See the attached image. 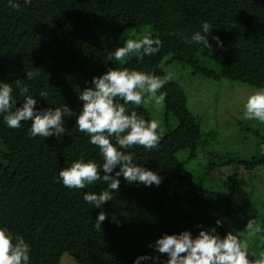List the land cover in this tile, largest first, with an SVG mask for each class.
Instances as JSON below:
<instances>
[{
  "label": "trees",
  "instance_id": "trees-1",
  "mask_svg": "<svg viewBox=\"0 0 264 264\" xmlns=\"http://www.w3.org/2000/svg\"><path fill=\"white\" fill-rule=\"evenodd\" d=\"M179 1L15 0L19 4V11H15L8 0H0V83L12 87L15 107H21L24 100L16 84L19 79L28 85L27 95L37 100V109L66 104L73 110V117L64 118L65 132L47 138L31 136V120L12 129L0 114V227L23 236L30 245V264H58L63 254L78 264H134L144 255L159 256L163 264L167 255L149 245L165 234L187 230L195 237L202 226L208 231L215 227L216 234L223 237L229 231L243 230L249 219L258 222V206L243 179L228 177L227 189L216 190L214 183H198L177 157L179 151H189L188 158L194 156L203 134L200 118L190 111L184 89L172 79L160 90L167 95L158 146L151 150L142 146L120 149L131 152L138 165L158 174L162 178L159 186L130 184L121 175L113 199L97 209L83 196L106 189L102 180L85 189H68L59 179L60 169L70 167L75 160H92L98 166L103 163L98 147L78 130L75 117L83 105L78 98L80 91L92 87L93 77L110 67L164 77L168 75L165 63L175 62L205 79L264 87V15L248 12L246 0H190L201 24L206 21L213 28L206 34L218 67L211 68L201 59L212 54H202L203 47L185 51L161 29V20ZM33 5L53 24L35 23L30 12ZM145 33L161 41L158 53L143 60L130 55L123 64L109 60L125 40ZM214 36L220 38L222 47L212 39ZM62 48L71 53L70 72L57 53ZM27 71L39 75L27 80ZM41 92L47 95L41 97ZM125 107L129 113L136 111L144 119L154 120L143 103ZM110 139L116 145L114 137ZM248 164L263 165L264 154L254 156ZM119 167L110 175L114 176ZM101 211L107 218L97 230L94 225ZM69 218L81 222L76 235L62 231ZM218 219L222 226H217ZM261 220L264 229V215ZM261 233L264 236V231ZM248 251L250 259L259 257L257 251ZM140 264L153 261L141 260Z\"/></svg>",
  "mask_w": 264,
  "mask_h": 264
},
{
  "label": "clouds",
  "instance_id": "clouds-1",
  "mask_svg": "<svg viewBox=\"0 0 264 264\" xmlns=\"http://www.w3.org/2000/svg\"><path fill=\"white\" fill-rule=\"evenodd\" d=\"M8 6L19 11V4L15 0H8ZM212 26L203 22L201 30L192 34L191 39L185 38V43L195 42L211 49L212 45L203 33H210ZM174 35V33H172ZM218 46H223L219 37H212ZM161 41L145 33L136 39L125 40L123 46L117 47L109 60L125 63L130 55L143 60L145 56H152L159 52ZM39 73L26 72V79L32 80ZM172 79L171 75L164 77L153 73L124 68H108L98 77H93L92 87L80 91L78 98L83 101L82 109L75 117L76 126L82 133L90 137L89 143L98 147L103 158L102 165L83 158L75 160L70 167L59 171V179L68 189H85L96 181L102 180L107 188L97 192H85L83 199L88 204L99 209L102 205L113 199L114 192L119 190L121 175L128 183H143L145 186H159L162 178L155 172L138 165L131 152L125 153L120 149H130L133 146H142L151 150L158 146L160 124L157 120H146L136 111H131L125 105L139 106L142 103L154 102L156 108L164 106L166 92L160 90ZM20 95L24 97L21 107H15L13 89L9 83H0V114L7 126L12 129L19 128L22 121L31 120L30 134L33 137H59L65 132L64 118L73 117V110L66 104L62 107H49L37 109V100L27 95L29 87L16 80ZM41 92L40 96H46ZM147 97V100L145 99ZM122 100L123 103H119ZM244 118L264 123V87L255 88L246 98L244 104ZM114 137L116 145L110 138ZM117 145L119 147H117ZM119 171L110 175L116 166ZM101 168L103 175L101 176ZM107 214L101 211L94 227L101 229V223ZM115 220V216H113ZM217 226H222L218 219ZM198 235L193 237L190 231L177 234H165L155 241L154 250L159 254H166L168 259L163 264H264V251L258 258H249V245L247 239L256 237L264 231L255 219H249L246 227L233 233L231 231L223 237L216 234V228L210 231L202 226ZM153 261L161 264L159 256H140L134 264L140 261ZM0 264H30V245L23 236L13 235L7 227H0Z\"/></svg>",
  "mask_w": 264,
  "mask_h": 264
},
{
  "label": "rangeland",
  "instance_id": "rangeland-1",
  "mask_svg": "<svg viewBox=\"0 0 264 264\" xmlns=\"http://www.w3.org/2000/svg\"><path fill=\"white\" fill-rule=\"evenodd\" d=\"M28 1V0H27ZM246 10L253 14L264 15V0H246ZM32 20L37 24H53V21L36 5L30 9ZM201 22L195 13L190 0H180L178 4L161 20L160 26L165 36L181 43L185 51L199 50L203 45L195 42L185 43V38L191 39L194 32L201 30ZM174 33V35L172 34ZM207 38V34L203 33ZM213 56H204L201 60L211 68H217L218 62L214 48H201ZM68 72L71 70V53L68 48L57 50ZM166 62V59L164 63ZM172 80L180 84L187 97V105L192 114L198 116L201 122L202 139L197 153L188 158L189 151H179L177 157L185 162V170L192 174L197 182L207 185L214 183L215 189L225 191L228 187V177L236 175L248 185L247 190L253 202L258 206L259 220L264 215V164L251 167L248 161L254 156L264 154V123L244 118V104L247 96L256 88L240 82L228 80L214 81L191 74L187 67L175 62L163 66ZM147 100V97H145ZM150 116L157 120L161 127L164 119V107L156 108L154 102L143 103ZM174 124V121H173ZM208 180V181H207ZM212 186V185H211ZM227 186V187H226ZM81 222L69 218L62 231L67 235H76ZM248 240L249 250L261 253L264 251V236L262 233ZM58 264H78L77 261L63 254Z\"/></svg>",
  "mask_w": 264,
  "mask_h": 264
}]
</instances>
